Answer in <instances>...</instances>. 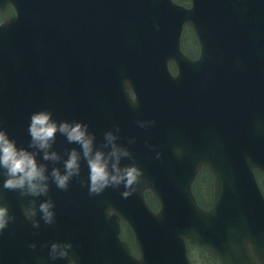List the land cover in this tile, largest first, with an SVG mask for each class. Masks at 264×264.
<instances>
[{
  "label": "water",
  "instance_id": "water-1",
  "mask_svg": "<svg viewBox=\"0 0 264 264\" xmlns=\"http://www.w3.org/2000/svg\"><path fill=\"white\" fill-rule=\"evenodd\" d=\"M194 2V8L187 10L171 0H0V10L11 3L18 14L16 21L0 25V129L20 147H27V127L33 113L48 110L54 117L60 98L74 95L78 72L88 84L108 89L113 96L126 97L124 106L127 107L132 105L129 88L145 95L154 91L153 106L144 119V129L148 131L161 125L163 131L170 133L169 117L161 108L168 105L178 110L185 134L189 130L190 135L180 148L171 149V164L175 163L173 156L187 153L193 158L187 164L198 170L206 163L217 176L214 207L204 211L193 197L191 182L164 174L167 165L156 162L152 175L145 177L144 183L163 202L159 215L147 208L142 201V189L139 191L138 187L136 200L140 195L142 203L135 210L124 203L127 199L124 191L128 187L123 184L91 194L89 188L86 192L77 181L70 180L63 190L50 183L47 196H28L29 203L20 213L26 220L21 222V228L26 232V239L43 241L36 242V247L48 243L51 247L54 242L71 243L69 257L58 264L71 261L75 264H190L186 235H193L222 264H257L250 246L264 264V199L253 176L255 167L264 170V80H260V73L255 71L253 85L252 79L238 80L236 73L230 83H223L222 88L214 92L215 106L205 94L201 95L191 86L192 74L183 71L189 67L193 71L210 70L214 65L208 39L201 31L231 35L240 25L238 18L249 20L250 10L251 14L257 11L264 15V0ZM61 12L67 19L57 28L60 39L48 37L43 41L42 28L57 21ZM180 15L190 18L196 15L199 19L197 29L206 56L191 63L177 52L175 58L181 70L178 78L169 72L163 73L168 59L158 63L157 74L146 73L154 69L150 65L153 37L162 30H169L171 38L165 40L166 45L168 48L178 45L174 24ZM51 28L55 30V26ZM56 43L59 45L55 46ZM224 44L229 48L233 70L237 60L231 40L225 37ZM246 68V72L253 71L250 62ZM219 71L222 70L219 68ZM150 79L158 83L153 90L147 89ZM176 87L179 88L177 98L172 95ZM79 91L81 98L89 97L87 86H80ZM162 93L164 99L159 97ZM128 109L124 110V115ZM136 128L137 141L141 127L136 123ZM128 145L129 158L134 156L151 162L150 154L156 153V149L150 150L148 146ZM63 155L67 157L65 152ZM160 156L161 153L156 154L157 160ZM58 167L63 168V160L58 162ZM85 179L88 181V176ZM3 181L4 173L0 170V189L4 188ZM73 185L76 186L73 194H67ZM42 200L54 203V222L46 224L39 220V227H35L25 210L38 206ZM2 201L5 203L3 197ZM122 219L136 232L140 259L135 258L119 238ZM15 224L11 217L8 225ZM44 260L32 254L21 264Z\"/></svg>",
  "mask_w": 264,
  "mask_h": 264
},
{
  "label": "clouds",
  "instance_id": "clouds-1",
  "mask_svg": "<svg viewBox=\"0 0 264 264\" xmlns=\"http://www.w3.org/2000/svg\"><path fill=\"white\" fill-rule=\"evenodd\" d=\"M30 143L27 148L20 147L9 134L0 129V170L4 173V187L17 190L22 195L40 198L47 196L50 183L60 189H66L73 177L79 176L81 161L88 165V187L91 194H100L108 187L121 184L130 187L140 175L135 166H122L121 162L130 154L119 146L112 132L105 133L102 148L96 146V137L83 122L56 121L48 110L33 113L29 124ZM57 134L65 137L69 144L78 145L63 159V168L48 163H58L61 155L54 150ZM127 194V193H125ZM27 218L39 227V220L46 224L54 222V203L42 200L38 206L25 210ZM39 216V219H34ZM9 210L0 206V230L9 220ZM71 243H53L50 255L53 260L69 257Z\"/></svg>",
  "mask_w": 264,
  "mask_h": 264
},
{
  "label": "trees",
  "instance_id": "trees-1",
  "mask_svg": "<svg viewBox=\"0 0 264 264\" xmlns=\"http://www.w3.org/2000/svg\"><path fill=\"white\" fill-rule=\"evenodd\" d=\"M203 181L211 184V176L209 174L205 175V177L203 178ZM199 195H200V197H203V194L201 192H199ZM196 248L200 251V254H202L203 257L211 259L210 256L203 249H201L199 247H196ZM195 262L197 264H201L198 259H196Z\"/></svg>",
  "mask_w": 264,
  "mask_h": 264
},
{
  "label": "rangeland",
  "instance_id": "rangeland-1",
  "mask_svg": "<svg viewBox=\"0 0 264 264\" xmlns=\"http://www.w3.org/2000/svg\"><path fill=\"white\" fill-rule=\"evenodd\" d=\"M204 192H206V193H207V191H206V190H204Z\"/></svg>",
  "mask_w": 264,
  "mask_h": 264
}]
</instances>
